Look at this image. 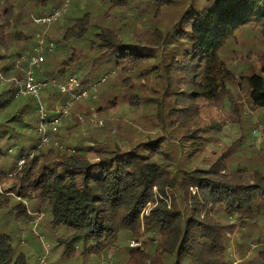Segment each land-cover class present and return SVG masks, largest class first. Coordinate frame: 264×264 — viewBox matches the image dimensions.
<instances>
[{
	"label": "trees",
	"instance_id": "obj_1",
	"mask_svg": "<svg viewBox=\"0 0 264 264\" xmlns=\"http://www.w3.org/2000/svg\"><path fill=\"white\" fill-rule=\"evenodd\" d=\"M65 1L0 0L3 76L24 77L34 18ZM52 25L35 76L55 81L49 120L72 97L58 83L106 78L42 146L35 98L0 82V264H39L48 234L61 256L264 264V0H69Z\"/></svg>",
	"mask_w": 264,
	"mask_h": 264
},
{
	"label": "built area",
	"instance_id": "obj_2",
	"mask_svg": "<svg viewBox=\"0 0 264 264\" xmlns=\"http://www.w3.org/2000/svg\"><path fill=\"white\" fill-rule=\"evenodd\" d=\"M69 0L65 1V4L60 8H55L51 13L46 16L34 18L35 23L40 24L44 27H48L54 22H56L66 11L67 3ZM36 44L34 45L32 52H25L21 54L16 60V65L27 64L25 70V75L21 79L18 76L12 75L7 78L3 76L0 72V82L2 85L12 82L16 86L15 96H26L30 95L36 100V113L39 116V127L38 133L40 135V146L48 145L52 141V135L57 130V127L61 125L62 120L68 115L69 108L78 100L81 96H87L90 92L95 91L100 83H102L106 77L101 78L97 83L91 84L89 88L83 89L80 92L75 93L74 91L79 88V80L76 78H71L67 83H58L60 94L70 93L72 97L70 100L61 106H56L53 110V117L48 119V110L44 107V104L40 98V92L42 89L49 86L50 83L55 81H37L35 74L40 71L41 65L45 58V52L47 49L45 33H38ZM54 48V44L50 43L48 49L51 50ZM48 119V120H47ZM83 116H79V120H83ZM90 123L95 124L96 126L101 125V121L95 119L90 120ZM261 128H255L253 130L254 135H258L261 139L264 138V132H261ZM54 145L59 149L64 150L67 153L73 152L71 148L64 147L63 145L55 142ZM21 163V162H20ZM44 246V245H43ZM48 245L46 244L45 254L40 257L39 264H45L46 256L48 254ZM100 264H104L103 261Z\"/></svg>",
	"mask_w": 264,
	"mask_h": 264
},
{
	"label": "rangeland",
	"instance_id": "obj_3",
	"mask_svg": "<svg viewBox=\"0 0 264 264\" xmlns=\"http://www.w3.org/2000/svg\"><path fill=\"white\" fill-rule=\"evenodd\" d=\"M63 19V18H62ZM51 26H53L51 24ZM42 27V32L46 33V31L48 32L50 27ZM40 32V33H42ZM243 34H238L236 35L237 40H239V42H241L242 40H246L248 42L253 41L255 38V34H251L248 33L246 38H243L242 36ZM252 45V44H251ZM235 47V46H234ZM259 47V46H258ZM57 53V47L55 46L53 49H51V51H48L47 54L49 57L53 58L54 55ZM46 54V53H45ZM36 76V74H35ZM82 116V115H80ZM87 116V115H86ZM83 116V120H78L81 124L80 127L82 130L86 129V133L88 132V129L93 130L91 128L93 127H98L95 124L90 123V120H92L93 118H91V116ZM50 117V115H49ZM255 121V119H254ZM93 126V127H92ZM258 135H254L251 134V138L255 139V137H257ZM149 206V205H148ZM39 232H41L40 230H38ZM44 233V232H41ZM43 237V235H41V238ZM54 238L48 234V236L46 235V238L43 242V245L45 247V245L47 244L48 247V254L46 256V262L45 264H100L102 261L104 264H120L121 260L123 261L125 256H126V252L125 251H119V256L115 255V257H113V253H112V248L109 247V250H105L104 252H102L99 256H88V255H83L80 252V249L77 246H73L72 247V252H68V254H64L61 256V247L57 246L55 244V240H53ZM34 246L32 247V254H31V261H35L34 258H36L40 253V247L39 245L36 243V241H34ZM44 251V249H43ZM45 253V252H44ZM113 254V255H112ZM237 257V255H236ZM120 262V263H119Z\"/></svg>",
	"mask_w": 264,
	"mask_h": 264
}]
</instances>
